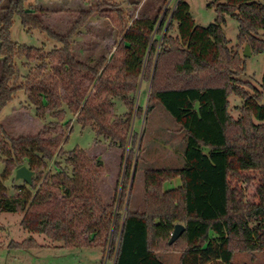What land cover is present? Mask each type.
<instances>
[{
    "label": "trees",
    "instance_id": "obj_1",
    "mask_svg": "<svg viewBox=\"0 0 264 264\" xmlns=\"http://www.w3.org/2000/svg\"><path fill=\"white\" fill-rule=\"evenodd\" d=\"M209 7L217 16L202 28L180 0L171 13L174 39L160 37V30L154 29L158 15L129 27L124 15H115L114 51L82 60L74 55L73 36L90 15L82 13L66 35H59L44 26L42 11L26 7L25 0H0V112L23 91L37 108L47 107L53 118L62 121L66 108L81 128H90L97 139L126 151L138 136L131 125L134 110L135 117L141 116V108H135L140 79L151 80L145 115L160 104L186 143L183 167L149 170L143 210L132 211L128 201L122 216L123 201L118 207L107 204L100 192L101 161L90 164L79 149L63 152L67 138L51 136L46 127L36 135L13 138L0 123V161L5 165L0 214H22L23 230L65 246L107 247L111 252L117 241L114 264H163L157 253L173 249L180 252L181 264H232L230 203L237 191L230 187L229 176L237 170L264 175V73L257 94L242 88L238 78L245 74V64L228 57L221 26L225 16L232 17L238 22V44L264 54V0H212ZM15 16L25 31L40 30L62 48L45 52L12 42ZM155 35L161 43L154 63L159 41H151ZM15 58L23 60L28 72L22 85L12 87ZM231 94L243 101L237 119L229 112ZM116 102L126 107L125 113L113 112ZM62 156L68 157L63 165L56 161ZM51 161L56 173L42 177L40 166ZM22 166L34 172L32 184L24 183L17 195L7 196L4 181ZM175 178L181 185L164 190L163 185ZM176 224L184 231L169 244ZM10 247L40 246L30 239Z\"/></svg>",
    "mask_w": 264,
    "mask_h": 264
},
{
    "label": "rangeland",
    "instance_id": "obj_2",
    "mask_svg": "<svg viewBox=\"0 0 264 264\" xmlns=\"http://www.w3.org/2000/svg\"><path fill=\"white\" fill-rule=\"evenodd\" d=\"M130 4L127 0H25V6L41 10L40 17L44 26L49 27L59 35H66L79 15H90V18L76 29L73 36V52L81 59L94 56V53L113 52L117 44L113 23L115 15H124L125 27L133 21H152L158 15L155 28L173 39L177 35L176 24L171 22V13L180 0H135ZM187 6L193 22L202 28L213 24L216 19L214 8L209 7L212 0H181ZM2 11L0 10V17ZM161 21L164 23L161 26ZM171 23V30L166 26ZM226 37L228 57L243 61L245 74L238 78L242 88L250 94H257L264 73V54L252 53L249 45L238 44V22L230 16H225V24L221 26ZM168 28V27H167ZM160 37H151V41L159 39L154 55L155 63ZM9 39L22 46L43 48L45 52L62 48L56 40L48 37L40 30L27 32L23 29L20 18L15 16L10 28ZM1 43V42H0ZM245 46L249 47L250 56L244 55ZM93 52V53H92ZM0 55V75L2 70ZM82 59V60H83ZM23 60L14 59L16 73L10 86L23 84L28 69L22 66ZM153 63V64H154ZM50 64V63H49ZM33 66L36 62H33ZM151 88V80L140 79L136 96L135 108L140 107L141 116L132 117L131 131L138 133L131 149L126 151L111 146L107 141L97 139L90 128H81L73 115L64 108L62 121L52 117L47 107L37 108L25 92L19 91L14 99L0 112V123L10 137L36 135L43 127L51 136L61 135L67 140L61 146L67 153L74 149L83 151L85 160L93 164L101 161L102 176L99 189L107 204L115 202L118 207L123 201V216L129 206L132 211H142L145 199L146 173L149 170L179 169L184 165L186 143L183 134L177 133V125L165 112L160 104H155L145 115L147 99ZM229 112L237 119L243 107V101L230 95ZM264 104V99L261 102ZM126 107L116 102L114 111L123 114ZM66 123H69L66 125ZM264 124V122H263ZM68 157L56 159L60 164ZM55 160V159H54ZM42 177L56 173L54 161L40 166ZM5 165L0 161V175L4 173ZM15 173V171H14ZM14 173L4 181L7 196H15L25 186L21 180H15ZM35 174H33L34 177ZM255 171H233L229 176L231 188H235L237 196L231 199L233 213L229 248L233 251L232 264H264V178ZM181 181L175 178L163 185L164 190L179 187ZM85 186V185H83ZM82 187V186H81ZM80 190V187H77ZM83 188V187H82ZM82 191V190H81ZM122 195V198H121ZM124 195V197H123ZM22 214H0V264H114L117 241L112 245V251L101 247H72L62 242H54L43 235L23 230L20 226ZM33 239L40 247L28 249H12L10 243L21 244ZM157 258L163 264H181L180 252L173 249L166 253H157Z\"/></svg>",
    "mask_w": 264,
    "mask_h": 264
},
{
    "label": "water",
    "instance_id": "obj_3",
    "mask_svg": "<svg viewBox=\"0 0 264 264\" xmlns=\"http://www.w3.org/2000/svg\"><path fill=\"white\" fill-rule=\"evenodd\" d=\"M128 3L130 4H136L137 2L135 0H127ZM244 55L245 56H250V51L249 47L245 46L244 48ZM34 172L30 171L27 167L22 166L18 169L15 170L14 173V178L15 180H21L23 181L26 185L30 186L32 184V177H33ZM184 227L180 224H176L174 226L173 232L171 234L169 244H172L174 241H176L180 235L183 233Z\"/></svg>",
    "mask_w": 264,
    "mask_h": 264
}]
</instances>
